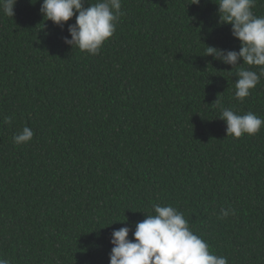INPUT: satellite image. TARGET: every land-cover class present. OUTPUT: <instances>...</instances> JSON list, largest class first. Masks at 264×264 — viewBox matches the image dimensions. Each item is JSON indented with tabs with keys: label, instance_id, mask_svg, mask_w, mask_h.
Here are the masks:
<instances>
[{
	"label": "trees",
	"instance_id": "obj_1",
	"mask_svg": "<svg viewBox=\"0 0 264 264\" xmlns=\"http://www.w3.org/2000/svg\"><path fill=\"white\" fill-rule=\"evenodd\" d=\"M41 3L0 12V258L109 264L112 231L132 239L167 204L228 264H264V126L225 136L214 106L264 119V75L240 102L235 73L258 67L204 55L240 47L218 4L121 0L114 34L91 55L64 43L75 15L61 27ZM253 11L264 16V0ZM24 126L34 135L18 145Z\"/></svg>",
	"mask_w": 264,
	"mask_h": 264
},
{
	"label": "clouds",
	"instance_id": "obj_2",
	"mask_svg": "<svg viewBox=\"0 0 264 264\" xmlns=\"http://www.w3.org/2000/svg\"><path fill=\"white\" fill-rule=\"evenodd\" d=\"M85 2L42 0L40 12L44 18L61 27L75 15V23L67 27L71 38L64 37V43L96 55L114 34L118 20L123 15L121 0H96L95 3L87 0V7H84ZM214 2L218 4L220 21L231 25V35L238 39L240 47L237 51L207 46L204 55H211L231 65V68L241 64L237 62L242 59L243 64L259 69L257 72L251 67H241L235 73L238 78L235 81L234 98L243 102L264 75V16L254 13L256 0ZM15 3L16 0H0V12L13 17ZM191 4L199 5L200 0H191ZM215 101L214 106L219 111L217 117L226 124L225 136H252L264 126V119L256 114L247 112L241 115L230 107H224L217 98ZM5 123L11 124L12 117L6 116ZM33 135V130L24 126L13 137V141L18 145L24 144L31 141ZM153 208L154 214H146L142 221L135 224L132 239L128 238L129 227L112 231L109 264H228L226 257L210 252L208 243L191 230L184 214L177 208L167 204H156ZM230 214L235 215V210L221 208L219 216L226 218ZM0 264H11V261L0 258Z\"/></svg>",
	"mask_w": 264,
	"mask_h": 264
}]
</instances>
